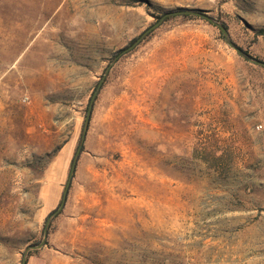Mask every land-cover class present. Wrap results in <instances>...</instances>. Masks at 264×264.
<instances>
[{
  "label": "rangeland",
  "instance_id": "374dc122",
  "mask_svg": "<svg viewBox=\"0 0 264 264\" xmlns=\"http://www.w3.org/2000/svg\"><path fill=\"white\" fill-rule=\"evenodd\" d=\"M206 17L264 62V0H0V264H264V66Z\"/></svg>",
  "mask_w": 264,
  "mask_h": 264
},
{
  "label": "trees",
  "instance_id": "16d2710c",
  "mask_svg": "<svg viewBox=\"0 0 264 264\" xmlns=\"http://www.w3.org/2000/svg\"><path fill=\"white\" fill-rule=\"evenodd\" d=\"M206 20L214 25V26H217L220 30V34H221V37L224 39V41L232 44L233 46H235L238 50V54L243 57L244 59H247V60H254L255 62H257L258 64L264 66V62L261 61L260 59H257L255 57H252L251 55H249L244 49H242V47L240 46H237L235 43H233V41L230 39L228 33L226 32L227 31V25L223 22V21H218L217 19H214L212 17H206ZM222 29H224L225 31H223ZM261 33H264V28L261 29L260 31ZM92 104V103H91ZM88 122H89V119H86L84 121V124H83V128L81 130V133H80V136H79V139H78V143H77V146H82V141H83V138H82V134L85 132L86 130V127L88 125ZM77 156L78 154H76L72 160H71V163L74 161H76L77 159ZM61 202V201H60ZM60 202L58 203L57 207L55 209H53L52 211H50L48 213V215L46 216V219L48 218V216H51L53 214H55L58 210V208L60 207Z\"/></svg>",
  "mask_w": 264,
  "mask_h": 264
},
{
  "label": "water",
  "instance_id": "95a60500",
  "mask_svg": "<svg viewBox=\"0 0 264 264\" xmlns=\"http://www.w3.org/2000/svg\"><path fill=\"white\" fill-rule=\"evenodd\" d=\"M173 13V12H171ZM223 31H225L224 29H222ZM94 96V95H93ZM93 96L91 97V101H90V104L88 106V109H87V116H86V119L89 118V115H90V112H91V102L93 100ZM85 133V132H84ZM84 133L82 134V138L84 137ZM80 151V146H78L77 150H76V153L77 154L78 152ZM74 167H75V161L73 160V162L71 163V167H70V173H69V176H68V179H67V182H66V185H65V189L63 191V195H62V199H61V202H60V207L63 205L64 203V200H65V196H66V193H67V189H68V186H69V183H70V180H71V176H72V171L74 170ZM23 264H25V262H23Z\"/></svg>",
  "mask_w": 264,
  "mask_h": 264
}]
</instances>
